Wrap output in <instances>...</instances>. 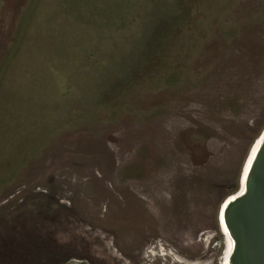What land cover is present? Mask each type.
I'll return each mask as SVG.
<instances>
[{
  "label": "rangeland",
  "instance_id": "obj_1",
  "mask_svg": "<svg viewBox=\"0 0 264 264\" xmlns=\"http://www.w3.org/2000/svg\"><path fill=\"white\" fill-rule=\"evenodd\" d=\"M264 132V0H0V264H224Z\"/></svg>",
  "mask_w": 264,
  "mask_h": 264
},
{
  "label": "water",
  "instance_id": "obj_2",
  "mask_svg": "<svg viewBox=\"0 0 264 264\" xmlns=\"http://www.w3.org/2000/svg\"><path fill=\"white\" fill-rule=\"evenodd\" d=\"M254 147L240 191L222 207V226L232 243L224 264H264V132Z\"/></svg>",
  "mask_w": 264,
  "mask_h": 264
},
{
  "label": "flooded vegetation",
  "instance_id": "obj_3",
  "mask_svg": "<svg viewBox=\"0 0 264 264\" xmlns=\"http://www.w3.org/2000/svg\"><path fill=\"white\" fill-rule=\"evenodd\" d=\"M71 260L85 261L84 259L78 260V259L71 258L70 260L66 261L65 264H69V263H71V262H70ZM87 263H89V264H95V263H93V262H88V261H87Z\"/></svg>",
  "mask_w": 264,
  "mask_h": 264
},
{
  "label": "bare ground",
  "instance_id": "obj_4",
  "mask_svg": "<svg viewBox=\"0 0 264 264\" xmlns=\"http://www.w3.org/2000/svg\"><path fill=\"white\" fill-rule=\"evenodd\" d=\"M228 242H229V250H228V253H229V251L231 250V247H232V243H231V240L230 239H228Z\"/></svg>",
  "mask_w": 264,
  "mask_h": 264
}]
</instances>
